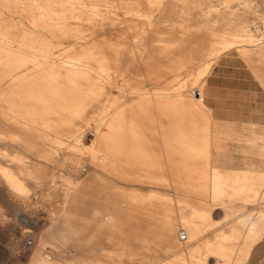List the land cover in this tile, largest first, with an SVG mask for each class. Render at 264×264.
I'll list each match as a JSON object with an SVG mask.
<instances>
[{"label":"rangeland","instance_id":"374dc122","mask_svg":"<svg viewBox=\"0 0 264 264\" xmlns=\"http://www.w3.org/2000/svg\"><path fill=\"white\" fill-rule=\"evenodd\" d=\"M220 54L264 94V0H0V264H264V173L211 165L214 65L198 76ZM66 180L89 211L101 191L135 218L105 222L91 251Z\"/></svg>","mask_w":264,"mask_h":264},{"label":"crops","instance_id":"0c3cea01","mask_svg":"<svg viewBox=\"0 0 264 264\" xmlns=\"http://www.w3.org/2000/svg\"><path fill=\"white\" fill-rule=\"evenodd\" d=\"M232 41L241 42L237 39ZM222 54L218 55L215 60L209 62L210 64H208L203 72H201V76H198L201 77L199 79H203L209 73L215 61ZM245 70L246 68L227 66L219 61L213 66L210 74L205 80L206 94L204 103L210 109L213 121L219 124V128H217L215 132V139H213L212 135L210 136L212 154L211 165L213 164V168L222 171L224 174H230L233 172L264 173V170L257 166L258 162L255 159L256 147L255 144L252 143L256 135L254 132H256L258 128L264 127V94L262 92L260 95L258 87L255 89L251 88V83L256 85L257 82L251 77L248 78L247 74L244 76ZM179 91L180 88H177V92ZM108 132H105L104 136L100 137V145L109 138L110 133ZM180 137L183 139H179L177 144L185 146L186 140L184 137H186V135L181 132L179 134V138ZM76 138L68 141L67 147H69L70 143L74 142ZM175 151L180 154L187 153V151L181 149H175ZM119 154L120 157H123L122 152L120 153L119 151ZM124 154L126 155L127 152ZM118 160L120 161V159ZM63 185L66 187V192L68 188L72 191L69 180H66L65 183L63 181ZM80 192H82V190ZM96 193L99 200L95 204V207L104 206L105 209H107V207L100 201L102 197L101 191H96ZM67 197L70 198L71 202L68 208H66L67 213H70L71 211H79V213L87 215L88 219H101L103 223L105 222L104 218L120 217L119 224L116 228H120V226L123 225L122 218H135L133 215L121 214L117 210H108L105 213H102V210L98 209L93 210L92 213V210L89 211L87 208L89 207L88 199L79 200L75 197L74 192L73 194L71 193V197H69L67 193ZM72 199L75 202L74 207L72 206ZM92 223L93 222L91 221V225ZM105 224L106 223H104V225ZM79 228L81 229H78L74 234H83L84 232L89 231L90 224L89 226ZM116 231H118V229ZM89 249L91 251L94 250L93 247H89ZM67 258L66 263L62 264H120L118 256L107 257L97 255L96 257H82V262H80V259H71V257ZM131 262H134L135 264L138 263L134 259H131Z\"/></svg>","mask_w":264,"mask_h":264},{"label":"bare ground","instance_id":"6f19581e","mask_svg":"<svg viewBox=\"0 0 264 264\" xmlns=\"http://www.w3.org/2000/svg\"><path fill=\"white\" fill-rule=\"evenodd\" d=\"M101 122V121H100ZM98 131V130H97ZM100 132H99V134L98 135H100V136H104V131H101V130H99ZM108 134V133H107ZM82 138H83V136H81V137H77L76 139H75V141L74 142H72V143H70V146H75V145H81L82 144ZM77 174H79V173H77ZM76 174V175H77ZM60 176H64V173H62L61 172V175ZM67 193L68 194H70L71 193V191H67ZM98 209H100V210H102L101 212L102 213H104V211L103 210H105V207L104 206H102V207H100V206H98V207H93V209L92 210H98ZM107 211L108 210H110V209H106ZM105 210V211H106ZM113 218V217H112ZM111 217H109V218H104L105 219V222L106 221H108L107 223H108V225L111 223V219H112ZM113 219H115V218H113ZM100 220V221H99ZM92 222H93V231L92 232H90V238L92 239V242L90 243V246L91 247H93V249H96L98 246H101V242H103V240H102V238H101V241H98V239L101 237V233L102 232H99V231H97L99 228H101L103 225H104V223L102 222V220L101 219H97V218H94V219H92ZM108 240H109V247L108 248H104V250H105V253L108 255L109 254V250H111V248H112V244H113V242H115L114 241V237H111L109 234H108ZM107 237H105V239H106ZM104 239V240H105ZM57 241H59L58 240V238H57ZM62 241V240H61ZM62 242H64V241H62ZM49 243H52V244H58L59 242H55V241H53V240H50L49 241ZM70 244H72V242H64V243H61V245H63V246H67V245H70ZM108 246V245H107ZM100 248H102V247H100ZM102 256H103V254H102Z\"/></svg>","mask_w":264,"mask_h":264},{"label":"built area","instance_id":"2783aa9c","mask_svg":"<svg viewBox=\"0 0 264 264\" xmlns=\"http://www.w3.org/2000/svg\"><path fill=\"white\" fill-rule=\"evenodd\" d=\"M181 239L183 240L184 238H185V236H184V234L183 233H181Z\"/></svg>","mask_w":264,"mask_h":264}]
</instances>
